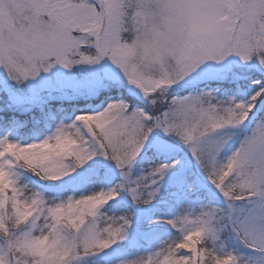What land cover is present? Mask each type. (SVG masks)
Segmentation results:
<instances>
[{"label": "snow or ice", "instance_id": "6c2138e0", "mask_svg": "<svg viewBox=\"0 0 264 264\" xmlns=\"http://www.w3.org/2000/svg\"><path fill=\"white\" fill-rule=\"evenodd\" d=\"M0 264H264V0H0Z\"/></svg>", "mask_w": 264, "mask_h": 264}, {"label": "rangeland", "instance_id": "374dc122", "mask_svg": "<svg viewBox=\"0 0 264 264\" xmlns=\"http://www.w3.org/2000/svg\"><path fill=\"white\" fill-rule=\"evenodd\" d=\"M87 87H88V77L84 73L79 74L76 78L72 79L70 82L53 80V82L50 85L38 86V88L43 89L45 95H47L48 91L50 90H57L54 91V94L60 95L61 92L59 90H63V92H66L69 96L73 97V99L65 100V101L83 99L82 96L76 95L74 90L75 89L86 90Z\"/></svg>", "mask_w": 264, "mask_h": 264}, {"label": "trees", "instance_id": "16d2710c", "mask_svg": "<svg viewBox=\"0 0 264 264\" xmlns=\"http://www.w3.org/2000/svg\"><path fill=\"white\" fill-rule=\"evenodd\" d=\"M79 101H81V100H75V101L64 102V103L72 104L76 108H81V107H86L87 106V105L80 104ZM26 135H29L28 129L27 128L20 129V135H19L18 138H23ZM149 211H151V209H148V208L145 209V212H149Z\"/></svg>", "mask_w": 264, "mask_h": 264}]
</instances>
